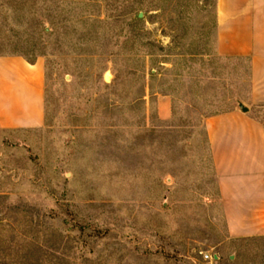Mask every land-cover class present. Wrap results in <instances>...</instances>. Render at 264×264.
I'll return each mask as SVG.
<instances>
[{
	"label": "rangeland",
	"instance_id": "obj_1",
	"mask_svg": "<svg viewBox=\"0 0 264 264\" xmlns=\"http://www.w3.org/2000/svg\"><path fill=\"white\" fill-rule=\"evenodd\" d=\"M215 3L0 0V56L44 65L42 121L0 126V264H264V235L227 233L204 128L250 102Z\"/></svg>",
	"mask_w": 264,
	"mask_h": 264
},
{
	"label": "crops",
	"instance_id": "obj_2",
	"mask_svg": "<svg viewBox=\"0 0 264 264\" xmlns=\"http://www.w3.org/2000/svg\"><path fill=\"white\" fill-rule=\"evenodd\" d=\"M215 44L219 56L247 57L250 102L204 119L219 202L231 237L264 235V0H216ZM0 126L16 128L43 119L40 61L0 56Z\"/></svg>",
	"mask_w": 264,
	"mask_h": 264
},
{
	"label": "water",
	"instance_id": "obj_3",
	"mask_svg": "<svg viewBox=\"0 0 264 264\" xmlns=\"http://www.w3.org/2000/svg\"><path fill=\"white\" fill-rule=\"evenodd\" d=\"M138 16L141 17V16H142V13H139ZM238 105H239V107H240L243 111H246V110H247V108H246L241 102H240Z\"/></svg>",
	"mask_w": 264,
	"mask_h": 264
},
{
	"label": "trees",
	"instance_id": "obj_4",
	"mask_svg": "<svg viewBox=\"0 0 264 264\" xmlns=\"http://www.w3.org/2000/svg\"><path fill=\"white\" fill-rule=\"evenodd\" d=\"M140 19H141V17L137 16V18H135V20H134V24H138Z\"/></svg>",
	"mask_w": 264,
	"mask_h": 264
},
{
	"label": "built area",
	"instance_id": "obj_5",
	"mask_svg": "<svg viewBox=\"0 0 264 264\" xmlns=\"http://www.w3.org/2000/svg\"><path fill=\"white\" fill-rule=\"evenodd\" d=\"M204 257H205V258H209V255H205Z\"/></svg>",
	"mask_w": 264,
	"mask_h": 264
}]
</instances>
